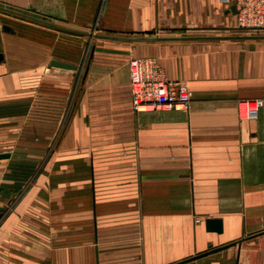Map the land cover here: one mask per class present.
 <instances>
[{
  "label": "crops",
  "instance_id": "obj_1",
  "mask_svg": "<svg viewBox=\"0 0 264 264\" xmlns=\"http://www.w3.org/2000/svg\"><path fill=\"white\" fill-rule=\"evenodd\" d=\"M0 53V264H264V30L220 0H0ZM149 57L189 111L134 110Z\"/></svg>",
  "mask_w": 264,
  "mask_h": 264
},
{
  "label": "built area",
  "instance_id": "obj_2",
  "mask_svg": "<svg viewBox=\"0 0 264 264\" xmlns=\"http://www.w3.org/2000/svg\"><path fill=\"white\" fill-rule=\"evenodd\" d=\"M235 7L237 25L247 30H264V0H220ZM131 95L133 108L137 112L160 109L189 111L190 92L183 81H168L154 58H139L131 62ZM262 101L254 104H239L240 117L256 119ZM10 211L0 209V228ZM198 222V221H197Z\"/></svg>",
  "mask_w": 264,
  "mask_h": 264
},
{
  "label": "rangeland",
  "instance_id": "obj_3",
  "mask_svg": "<svg viewBox=\"0 0 264 264\" xmlns=\"http://www.w3.org/2000/svg\"><path fill=\"white\" fill-rule=\"evenodd\" d=\"M104 7V6H103ZM99 16L100 13L97 15L96 20L94 21L93 24V28H97L98 26V22H99ZM4 19H6L7 21H11L12 23H19L20 24H25L23 22H21L20 20H18L19 18H17L16 16H9V17H5V16H1ZM6 21V22H7ZM51 36L54 39V26H51ZM47 67V66H44ZM85 68V65L81 64L80 65V72L78 73H83V70ZM47 108H44V112L46 113V117L43 120L44 122V128L39 130V131H35V136L33 133L30 132V130L28 129L27 132H30V137L35 140L34 142L38 143L40 141L43 140V137H45V134H52L54 132V128L53 130L51 128H47L45 127L46 123L50 121V115L48 113H50L51 110L47 111ZM32 121H35V119L30 120L29 116H27V124L29 125L30 123H32ZM36 123V121H35ZM51 130V132H50ZM58 140L55 141L54 146L56 145ZM54 146L51 147V150L54 149ZM48 155V154H47ZM45 164V163H44ZM113 191L110 192L109 188H106V195H103V199L101 200V203L103 205L102 208V218H107V219H115V218H119L121 215H124L125 213H127L129 210H127V205H129V198L126 194V192H124V190H122V193H114V188H112ZM114 195H121L119 197H114Z\"/></svg>",
  "mask_w": 264,
  "mask_h": 264
},
{
  "label": "water",
  "instance_id": "obj_4",
  "mask_svg": "<svg viewBox=\"0 0 264 264\" xmlns=\"http://www.w3.org/2000/svg\"><path fill=\"white\" fill-rule=\"evenodd\" d=\"M231 11L236 13V9L234 6L231 7ZM3 59H4V55L2 53H0V63L3 61ZM51 66L62 67V68H67V69H77V66H75V65H71V64H67V63H63V62H59V61H54V60L51 62ZM9 157H10L9 154H2V155H0V160L8 159ZM206 226H207L208 231H214L217 233L222 232V222L221 221L207 220ZM223 248L224 247H220V248H216V249L207 251L205 253L199 254L196 257L189 259L188 261H194V260L199 259L201 257L208 256L212 253H215L217 251L222 250ZM184 262H187V261H184ZM184 262H182V263H184ZM182 263H180V264H182Z\"/></svg>",
  "mask_w": 264,
  "mask_h": 264
}]
</instances>
